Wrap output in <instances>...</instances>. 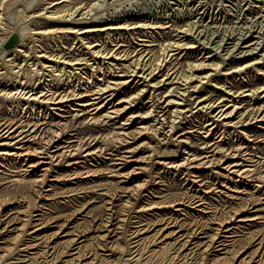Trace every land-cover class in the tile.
I'll return each instance as SVG.
<instances>
[{
	"label": "bare ground",
	"instance_id": "1",
	"mask_svg": "<svg viewBox=\"0 0 264 264\" xmlns=\"http://www.w3.org/2000/svg\"><path fill=\"white\" fill-rule=\"evenodd\" d=\"M33 1L27 2L26 7H21L18 10L19 13L23 14L25 8L30 7ZM16 2L18 0H0V34H2L0 40L9 38L13 34V25L11 27L3 22V10L13 4L15 5ZM31 8L33 9H31L30 14H33V17L42 16L51 20L50 18H53L55 14L61 12L62 15V11L69 7L65 3L57 4L55 9L49 12H39L41 9ZM45 14L49 17L44 16ZM101 14L103 15V13ZM96 16L98 17L99 15L96 14ZM96 16L88 18H86V15L84 18L80 16L81 19L76 23L83 25L78 28L70 25L61 26V24L52 23L53 20L50 23L46 22V24H39V22L35 21L36 25H29L30 22H28L29 24L25 22L26 25L22 26L20 30L18 29L20 32L19 34L17 33L19 38L16 40L15 48L10 47L0 53V168L17 167L15 163L22 161V165H25V171L39 172L36 177H29L28 179H25L24 176L10 179L9 181H12L16 187L9 197L12 198L14 196V199H21V197H25L26 191L30 188L34 189L36 185L45 186L47 180H60L58 175L50 179H48V176L51 171H54L53 166L60 164L61 160L65 159L64 161L68 162L66 164L69 166L68 170H70L66 174L68 177L86 178L92 175L95 176L105 169L88 167L78 171L76 168L83 166L80 163L92 164V161L97 162L98 159L102 158H104V161H110L109 164L111 165L107 167V172L111 173L109 176L118 177V182H122V179L119 178L126 180L139 178L130 189L129 187H123L124 191H128L129 194H132L130 193L132 190L133 192L137 191L136 197L135 195L132 196L137 199L142 196L141 189H147L151 181L159 183L160 180L156 181V179L161 178L156 175V169L159 167L163 168V171L166 169L167 172L176 170L175 173H181V177L185 182H191L193 186H199V190L206 194L215 189V193L217 191L223 192L218 188L219 186L241 193H245L246 191L244 190L251 186L256 188L255 192L263 191L262 193H264V154L261 152V147L257 149L254 146L257 142H264V130L262 131L264 129V81L260 82V78L259 80H254L253 78L245 79L247 83L241 85L234 81H227L228 77L224 83L214 81L220 78L219 75L221 73L226 76V74L236 72L245 76L244 74L249 69H254L256 74H262L261 78L263 80L264 69L262 70V68L264 66H261V60H252V58L249 60L245 57L246 54H250L253 51L252 49L256 47L252 46L248 50L241 49L238 51L237 53H243L244 55L241 56L240 54L238 56V54L237 57H230L231 61L226 63L228 67H224L221 62H224L226 55L232 54L231 52L237 47L239 41L232 40V47L225 54L214 53L212 57L215 56V58L212 62L206 63L204 59H200V61L191 59L192 61L184 60L179 66L178 61L173 62L177 56L174 58L172 56L175 53H180L185 48L194 49L196 46L190 41V44L182 42L180 40L182 38L176 40L175 38L167 37L159 42L156 50L153 47L130 50L131 48H121V46H124L121 40L109 47L106 44L102 45L103 43L84 41L85 38L83 36L75 35L81 42L79 47L83 45L80 49H86V54L89 53L90 56H82L85 50L82 55H69L64 51L55 52L52 49L50 51L41 49L42 44H39L41 38L45 40L49 37V39L52 38L55 41L56 37L58 39L61 37L60 35L57 36L58 32L63 33V37L66 38L69 33L85 34L103 31L108 41H112L110 32L112 29L129 30V28L137 26H133L135 24L131 26L130 22L125 21L98 26L97 21L103 17L100 18L99 16L100 19H97ZM194 21L190 19L184 32H192V28L198 27ZM194 25L197 27H193ZM207 25L209 26V24ZM263 28L264 25L260 26L258 33ZM206 30L207 33L208 29ZM249 30L251 29L247 31L250 32ZM146 32L149 34L148 30ZM118 33L120 34V32ZM262 36V34L259 35L257 39ZM251 37L256 38L257 35L254 34ZM252 38L242 46L250 47L251 45L259 44L257 40L253 41ZM138 40L144 41L142 43L144 46L152 45L146 44L145 41L150 40H145V38ZM201 40L204 41V39ZM203 41L200 43H205ZM219 47L216 46V48ZM179 48L180 50L177 51ZM262 54L260 53V55ZM18 55L23 57L21 62H15ZM105 59L108 60L105 61ZM121 63L123 65L119 66ZM201 65L211 66L210 70L215 71L214 75L205 72L197 78L194 73L195 68ZM222 69L225 71L221 72ZM204 78L206 80L202 81ZM204 81L209 83V85L202 83L199 86V83ZM207 86L213 87V90L220 89L223 93L218 96H215L213 91L207 93ZM202 89H205L204 93L199 94ZM194 94L195 96L190 100ZM187 100H190V102L186 103ZM3 109H6L11 116L9 115L8 118L2 116ZM66 112H71V117L75 118L71 126L67 120L61 121L67 116V114H64ZM53 116L55 117L52 118ZM57 116L60 118L53 122L52 120ZM80 117H82V125H93L91 130L85 134H82V131L79 130L68 132L69 130L77 129V127H72ZM199 119L201 120L199 121ZM128 138L132 140L128 141ZM194 138L201 140L198 145L192 144ZM155 141L165 147L176 145L180 149V154L171 156L172 154L168 153V151H161L160 147L158 149L154 145ZM113 147L115 148L113 149ZM106 154L110 156H106ZM78 155L83 159L78 160L75 158L72 162H69L68 158ZM73 164L77 166L74 170H71L70 167ZM204 170L208 171L207 176L204 175ZM14 171L16 170L14 169ZM146 172L147 174H144ZM206 177L213 178L216 186L210 189V182L208 179L205 180ZM106 192L107 190L105 194ZM109 195L110 199H114L118 193L114 190ZM130 198H126L122 205L126 206L130 203ZM263 198L264 196L260 197L259 194L252 195V198H248L241 210L248 211L249 208H253ZM205 199L206 195L191 193L186 194L184 197H173L156 201L152 205L150 202L146 204L148 207L141 206L138 210H142L144 207L149 209L184 204L186 202L188 204L201 205L200 210L204 212L210 209L212 220L218 219V226L214 228V232L211 235L210 245L215 248L221 246L216 249L220 251V249L226 248L228 244H233L231 232H234V230L230 226L223 228L224 224L230 222L228 219H234L240 212L238 208H235L232 212L226 210V216L214 217L217 214L213 211L215 207L211 206ZM2 201L0 200V206L3 204ZM25 205L26 208L29 206L28 203H25ZM181 209L176 208L175 210ZM33 211L29 210L28 214H25L29 216L23 220L22 226L32 223V226H38V224L44 222L42 220L39 221L43 213L33 214ZM4 215L0 213L1 222L4 219ZM34 215H39V218L33 219ZM111 216V214L108 215V219L105 220L104 224L112 221ZM255 218H257L255 215H239L236 221L245 222ZM137 222H140V220ZM149 226L150 224L145 226V229ZM199 227L200 225H196L190 233L202 232ZM38 228L35 227L34 230ZM143 228L144 226L136 227V229L131 231V234H134L132 237L138 236ZM26 231L20 230V232L15 234L14 239H19L22 242L14 245L13 248L11 246L6 248L10 255L4 256L5 253H0V264H28L26 261L35 258V256L27 258L15 256V254H18L19 249L27 251L32 248L30 243L23 242V235H25ZM222 231L225 234L221 233ZM156 232L157 230L152 236ZM80 236L82 235L80 234L76 240ZM250 237H254V234H250ZM263 238L264 234L259 237L258 247L263 246L262 242H260ZM140 239L142 237L136 238L132 242H135L134 245H136L140 242ZM187 241L188 239L185 240V242ZM22 244L23 246L17 249L15 253L12 252ZM83 245L85 243L69 248V257L61 258V264H71V261L77 257L75 254L79 253ZM73 249L75 250L72 252L71 250ZM127 250L129 257L126 259L136 261L137 257H139L133 254L136 249L132 250V248L126 247L125 252ZM168 250V247L162 245L158 249L149 248L147 251L149 253L157 251L166 253ZM226 252L227 249L224 253ZM28 254L26 253L25 256ZM91 254L94 255L93 253ZM181 255L184 256L186 253ZM93 259L94 256L91 257L90 261L93 262ZM261 261V256L259 255L255 264H260ZM210 264L221 263L213 260Z\"/></svg>",
	"mask_w": 264,
	"mask_h": 264
},
{
	"label": "rangeland",
	"instance_id": "2",
	"mask_svg": "<svg viewBox=\"0 0 264 264\" xmlns=\"http://www.w3.org/2000/svg\"><path fill=\"white\" fill-rule=\"evenodd\" d=\"M19 1L21 0H18V2ZM30 1L31 0H22L19 3L16 2L15 5H11L12 7L9 6L7 9L5 8L6 10H3V22L11 27L13 25V34L9 38L0 40V53H3L10 47L15 48V44L17 42L16 40L19 38V30L22 26L26 25V23L29 24L28 22H30L29 25H36L38 22L39 24H46V22L50 23L53 20L52 23L61 24V26L70 25L78 28L83 25L76 23L81 19V17L84 18L86 15V18H88L96 16L97 14L100 18L103 17L100 19L99 16H96L97 19L101 20L97 21L98 26L117 24L118 22L120 23L124 21L128 23L130 22L131 26L133 24H135L133 26H137L129 28V30L112 29L110 31L112 41H108V38H106V34L103 31L85 34L69 33L66 36L67 39L63 37V33L61 34L58 32L57 36H61L59 38L60 40L57 37L55 41H53L52 38L49 39V37H46L47 39L45 40L44 38H41L39 42V44H42L41 49H45L46 51H50L52 49L55 52L64 51L69 55H82L85 50V53L82 56H90L89 53L86 54V49H80L83 45L79 47L81 42L75 35L83 36L85 38L84 41H94L98 42V44L103 43L102 45L106 44V46L109 47H111V45H115L118 40H121L124 44L121 48H131L130 50L142 47H153L156 50L159 46V42L167 37L172 39L175 38L176 40L182 38L180 39L182 42L190 44V41L194 43V46L196 44V46L194 49L185 48L180 53H175L172 56V58L177 56L173 62L178 61L179 66L184 62V60L191 59L193 61L195 59V61L204 59L206 63L212 62L215 58V56L212 57V55H214V53L225 54L227 50L232 47L231 45L233 40L239 41V43L231 52L232 54H229V57L226 55L224 62H221L224 67H228L226 63L231 61L230 57H237L239 54L237 53L238 51L241 49L248 50V48L250 49L252 46L256 48H253V51H250L251 53L248 55L246 54L248 51H246L245 57L249 60H251V58L252 60L260 59L261 66H264V54H262L264 53V28L258 33L259 27L264 25V0H34V4L32 2L30 7L25 8V10L27 9L26 13L25 10L23 14L19 13L18 10L21 9V7H26L27 2ZM63 3L68 4L69 8L62 11V15L61 12L58 13L59 15L55 14L56 16L54 15L53 18H50L51 20L43 18L42 16H36V19L35 16H32L33 14H30L31 9H33L31 7L41 9L39 12H49L54 10L57 4L61 5ZM100 12L103 13V15ZM44 16L49 17L46 14ZM190 19L191 21L195 20L194 23L198 27L194 25L193 27L197 28H192V32H184L185 27H187L190 22ZM207 24H209V26ZM212 24L215 25V27H213ZM177 26L180 28L178 29ZM206 29H208L207 33ZM248 29H251L249 31L252 32H248ZM146 30H148L149 34ZM118 32H120V34ZM245 33L249 34L245 35ZM254 34L257 35L256 38L251 37V35ZM261 34L263 35V38L260 37L257 39ZM1 35L2 34H0V36ZM144 38L145 40H150L145 41L146 44L152 45L144 46L142 44L144 41L138 40ZM250 38H252L253 41L257 40L259 44L251 45L250 47H243L246 44L245 42H247ZM201 39H204V41ZM200 40L205 43L201 44ZM216 46L220 47L216 48ZM114 47L116 48V46ZM178 50H180V48L177 49V51ZM174 51L176 52V50ZM260 53L262 55H260ZM240 54L238 56H240ZM243 55L244 54L242 53L241 56ZM22 58L23 57L21 55H18V57L14 59L15 62H21ZM107 60L108 59H105V61ZM120 65L122 66L123 63L119 64V66ZM210 67L211 66L209 65H201L196 67L197 69L195 68L194 73L197 78L202 76L205 72L214 75L215 71L210 70ZM263 69L264 68H262V70ZM224 71L225 70L222 69L221 72ZM244 75L245 76H243V74L232 72V74H226L225 76L221 73L219 75L220 78L217 80L215 79L214 81L224 83L227 77V81H234L238 85L245 84L247 83L246 80L252 78L254 80H259L260 78V82L264 81V77L263 80L261 78L263 75L258 73L256 74L254 69H249ZM203 80H206V78L202 79V81ZM202 83L209 85V83L204 81L200 82L199 86H201ZM204 91L205 89H202L199 94L204 93ZM206 91H208L207 93L213 91L215 96L223 93L222 90H213V87L210 88V86H207ZM195 94L190 100H192ZM190 100H187L186 103L190 102ZM8 113L9 112L6 109H3L2 116L8 118L10 115ZM64 114H67V116H65L61 121L67 120V122H70L71 126V124L74 123L75 118L71 117V112H66ZM54 117L55 116L52 118ZM59 118L60 117L57 116L52 121L54 122ZM200 120L201 119H199V121ZM81 121L82 117H80L72 127H77V129L69 130L68 132H75L78 130L82 131V134L89 132L93 125H82ZM263 130L264 129H262V131ZM67 136L69 135L67 134ZM62 138L66 139L65 137ZM127 140L131 141L132 139L128 138ZM200 141L201 140L194 138L192 144L198 145ZM129 144H131V142H129ZM154 145H156L158 149L160 147L161 151H168V153L172 154L171 156L180 154V149H178L176 145L165 147L161 146L160 143L156 141L154 142ZM254 146H256L257 149L261 147V152L264 154V142H257ZM114 148L115 147H113V149ZM106 156L110 155L106 154ZM75 158L78 160L83 159L80 155H78L70 157L68 160L69 162H72ZM64 160H61L60 164L54 165V171H51L48 176V179H50L51 177L58 175L60 180H47L45 186L36 185L34 189L30 188L26 191L25 197H21V199H14V196L12 198L9 197L12 195V192L16 187V185L9 180L13 178H20L22 176H24L25 179H28L29 177H36L39 172L25 171V165H22V161L15 163L17 167H10L9 169H4L3 167L0 168V200H3V204L0 206V213L5 214L2 222L0 221V245L2 247L0 253H5L4 256H7L8 254L10 255V252L6 250L7 247L11 246V248H13L14 245L22 242L19 239H14L15 234L20 232V230H27L24 233L25 235H23V242H26L27 244L30 243L32 248H29L27 251L21 250L19 248L23 246L22 244L12 252L15 253L17 249H19L18 254H15V256H24V258L35 256V258L26 261L28 264H61V258L64 259L69 257V248L83 243H85V245L80 248L79 253L75 254L77 257L71 261V264H210L213 260L221 264H255L259 255L262 260L260 264H264V238L260 241L263 246L258 247L259 237L264 234V198L261 199V201H259L253 208H249L248 211L241 210L248 198L251 199L252 195L257 194H259L260 197L264 196V193H262L263 191H258L257 193L255 192V187L249 186L244 190L246 191L245 193H241L230 190L227 187L219 186L218 188H220L223 192L217 191L215 193V189L206 194L199 190V186H193L191 182H185L181 177V173H175L176 170L167 172L166 169L163 171V168L159 167L156 169V175L161 177L156 179V181L160 180L159 183L157 184L154 181H151V183H149L150 185L148 184V190L141 189L142 196L139 197L140 199H137L132 197L133 195L136 197L137 191L133 192L131 189L132 191H130V193L132 194H129L128 191H124L123 187H129L130 189L139 178H130L127 180L119 178L122 179V182H118V177H115L114 175L109 176L111 173L107 172V167L111 165L109 164L110 161H104V158H102L97 161L101 163H97L95 161H92V164L80 163V165L83 166H78V168H76L78 171H82L88 167L97 169L102 168L105 170H102L95 176L92 175L86 178H70L66 175L70 172V170H68L69 166L66 165L68 162H65ZM76 166L77 165L73 164L70 169L74 170ZM14 169L16 171H14ZM203 173L206 176L208 175L207 170H204ZM144 174H147V172ZM206 179L210 182V189L216 186L213 178L206 177L205 180ZM106 190L107 192L105 194ZM114 190H116L118 195L116 198L110 199L109 194H111ZM40 192L42 193L40 194ZM191 193L206 195V202L215 207L213 211L217 214L214 217L220 218L222 216H226V210L232 212L235 208L239 209L240 214H238V216L236 215L232 220L228 219L230 222H226L223 226V228L230 226L232 227V230H234V232H231V236L233 237L232 245L228 244L226 248L220 249V251H217L216 249L221 246H218L217 248L211 247L210 239L212 233L214 232V228L218 226V219H214L215 221H213L211 217L212 212L209 211L210 209H208L207 212H204L200 210L201 205H194L195 203L188 204L186 202L184 204L172 206H160L149 209L145 208L148 207L146 204L150 202L152 205L156 201L170 199L173 197H184L186 194ZM233 196L238 198H234ZM128 197H131L130 203L123 206L122 203ZM25 203L29 204L27 208ZM141 206H145V209L142 208V210H138ZM176 208L183 209L175 210ZM29 210H34L33 214L43 213L39 221L42 220L44 222L38 224V226H32L33 223L22 226L23 220L29 216L25 215L28 214ZM109 214L112 215V221H108L104 224L105 220L108 219ZM239 215H255L257 218L240 222L236 221V218H238ZM32 218H39V215H34ZM138 220H140V222H137ZM149 224L150 226L145 229V226H148ZM196 225H200L199 229L202 232L198 233L197 231L195 234L190 233L192 228ZM142 226H144V228L140 230L138 236L132 237L134 234H131V231L136 229V227L140 228ZM35 227L39 228L34 230ZM156 230V234L152 236ZM221 233L225 234L223 231ZM80 234L82 236L76 240ZM250 234H254V237H250ZM141 237L142 239H140V242L134 245L135 242H132V240ZM186 239H188L187 242H185ZM162 245L169 248L166 253L160 251L149 253L147 251L149 248L158 249ZM126 247L132 248V250L136 249L133 252V254H136L135 256H139L136 261H129L126 259L129 257L128 250L125 252ZM226 249L227 252L224 253ZM3 250H5V252H3ZM74 250L75 249L71 251L73 252ZM87 250L90 252H87ZM26 253L29 254L25 256ZM182 253H186V255L182 256ZM93 256L94 259L93 262H91L90 259Z\"/></svg>",
	"mask_w": 264,
	"mask_h": 264
}]
</instances>
